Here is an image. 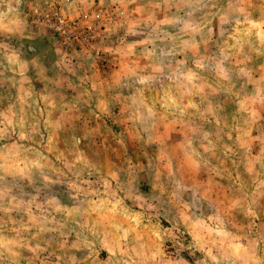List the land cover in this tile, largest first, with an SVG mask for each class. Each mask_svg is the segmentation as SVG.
Returning <instances> with one entry per match:
<instances>
[{
	"label": "rangeland",
	"instance_id": "rangeland-1",
	"mask_svg": "<svg viewBox=\"0 0 264 264\" xmlns=\"http://www.w3.org/2000/svg\"><path fill=\"white\" fill-rule=\"evenodd\" d=\"M127 263L264 264V0H0V264Z\"/></svg>",
	"mask_w": 264,
	"mask_h": 264
},
{
	"label": "built area",
	"instance_id": "built-area-1",
	"mask_svg": "<svg viewBox=\"0 0 264 264\" xmlns=\"http://www.w3.org/2000/svg\"><path fill=\"white\" fill-rule=\"evenodd\" d=\"M71 27V23L63 21L62 19H60L59 17H57V23L55 25V28H53L55 30V32L58 34V36H61V38L64 39L65 43H67V41H70L72 38V32H69V28Z\"/></svg>",
	"mask_w": 264,
	"mask_h": 264
},
{
	"label": "crops",
	"instance_id": "crops-1",
	"mask_svg": "<svg viewBox=\"0 0 264 264\" xmlns=\"http://www.w3.org/2000/svg\"><path fill=\"white\" fill-rule=\"evenodd\" d=\"M180 85H183V83H181ZM178 88H181V86H179ZM129 104H132V103H129ZM200 131H201L200 129H195V128H194V132H192V135H193V133H194V135L197 136V135H199ZM127 264H128V263H127Z\"/></svg>",
	"mask_w": 264,
	"mask_h": 264
},
{
	"label": "trees",
	"instance_id": "trees-1",
	"mask_svg": "<svg viewBox=\"0 0 264 264\" xmlns=\"http://www.w3.org/2000/svg\"><path fill=\"white\" fill-rule=\"evenodd\" d=\"M145 185H146V184H141V185H140V186H141L140 189H141L142 191H144L143 188L146 187Z\"/></svg>",
	"mask_w": 264,
	"mask_h": 264
}]
</instances>
